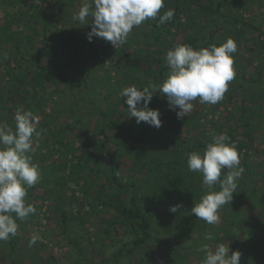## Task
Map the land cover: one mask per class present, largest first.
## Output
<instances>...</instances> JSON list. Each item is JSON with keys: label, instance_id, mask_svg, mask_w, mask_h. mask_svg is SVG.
Wrapping results in <instances>:
<instances>
[{"label": "rangeland", "instance_id": "1", "mask_svg": "<svg viewBox=\"0 0 264 264\" xmlns=\"http://www.w3.org/2000/svg\"><path fill=\"white\" fill-rule=\"evenodd\" d=\"M210 1L205 0L202 3L208 6ZM85 2L91 3V0H14V2L0 0V123L6 124L11 118L15 120L17 110H30L39 118L37 128L42 131V135L39 138V146L33 154V162L37 164H40L39 160H42L40 158H43V155L59 147L54 138L46 140L47 135L44 131L56 130L68 122L76 123V127L72 129L73 132L67 131L66 138L71 140L73 136H76L79 139L76 141L77 146L81 140L87 142L86 133L99 140H105L107 137L117 138L120 132L111 129L100 114L93 112V104L100 109L105 107L110 111L115 109L116 118L136 126L138 131L150 128L158 135H161L160 131L165 129L166 124H173V119L178 118L179 109H172L167 96L157 92L153 94V99L156 98L159 104L171 110L172 114L161 118L160 128L150 126L146 122L138 124L134 117L128 115L127 97L120 96L121 90L127 86L136 85L142 89L149 84L163 83L154 79L151 74L137 77L140 80L137 82L135 78L126 76L121 64L124 58L130 56L138 46L144 47L146 50L143 51L144 54L163 56L168 51L169 43L161 44L162 54L158 53L160 48L158 44H149V36L145 33L149 27L148 22L153 19L146 20L139 27H134L127 42L116 48L111 42L100 37H93L89 41L88 33L92 29L91 17L88 18L87 25H81L72 19L73 14L77 13ZM35 4L46 8L45 20L52 27L48 32L51 45L50 53L47 55H45L46 46L42 25L35 23L36 19L43 20L41 17L43 14L38 13L37 8L33 7ZM215 6L213 5L212 8L214 9ZM21 11L23 13L20 16L23 20L17 19ZM221 11L224 15L218 18L220 29L214 40H221L224 43L231 37L237 42L238 50L233 54L235 76H246L248 91H256L257 88L252 80L260 79V85H263L264 80V0H229L222 6ZM204 12L200 9V14L197 15L196 12L188 9L187 15L191 17L196 15L200 23L199 32L207 41L210 34L209 28L211 25L214 27L216 25ZM236 13H239L240 18L243 19L237 24L240 30L238 34L232 26L227 31L223 22L225 17ZM12 15L16 17L10 24L8 20ZM184 18L186 19V16ZM12 33L15 34L16 40L11 38ZM163 36L171 42L170 34H163ZM20 40L23 42L30 40L33 50L40 53L38 56L33 55L44 56L39 62L45 66L49 64V61H54L52 63L54 65L50 63L52 72L57 74L59 68L74 84L61 82L57 76H46L43 69L36 68L33 64L25 69L23 65L20 70L26 73L31 72V76L34 74L31 80L33 81L36 76L35 79L39 78L38 83L42 85L37 87V97H32L34 95L32 89L24 97L23 94L27 93L28 86L19 88L18 83L17 88L7 71L9 67L13 68L21 62L20 53L25 58L32 59L33 51L28 53L30 49L26 51L25 46H22L19 52L15 49L16 41ZM175 43L177 41L174 38L173 44ZM33 63H36V60ZM162 66L163 63L158 64L154 69L157 72L164 69L162 72L166 78L169 68L166 63V67L162 68ZM251 94V100H254L253 95L258 97L253 101L255 106L250 107L249 113L254 137V147L250 149L249 161L256 167L251 181L253 180L257 191L246 186L243 173L234 193L242 194L244 190H247L246 201L240 206L237 215L242 225L230 226L228 223L230 219L225 218V209L219 210L220 220L216 225H209L197 219L194 214L182 218L178 223L158 220L155 235L157 234L160 239L167 242L151 239L149 245L128 246L122 251V264H130V260L143 258H146L149 264H201L204 253L198 252L197 249L204 243L213 248L218 243H226L230 247L229 254L231 251H241V264H264V203H261L258 197V195L264 196V97L262 90L256 93L251 92ZM240 99L241 88L238 87L237 80L229 82L223 100L215 105L200 103L197 98L193 101L194 107L191 114L183 119L185 121L183 132L200 136L201 129L210 130L213 127L219 135L230 128L238 133V137L245 138V127L240 119ZM29 101L30 108L26 109V102ZM259 106L262 114H259ZM231 112L236 117L233 118ZM79 117L81 119L76 121ZM215 119H221L222 127L214 122ZM7 125L12 127L11 123ZM238 130L240 131L237 132ZM102 131L106 135L103 136L100 133ZM98 149L94 150L96 157L90 161L93 166L97 165L103 156ZM114 151L113 145H109L104 157L111 156ZM44 161L47 170L52 167V164L58 165L60 168L55 171L57 177L66 176L67 183L63 184V181L54 180L49 171L40 169L42 180L34 186L35 188L33 187L32 195L28 199L25 198L26 203L33 204L37 212L24 221H17L19 242L14 264H99L105 256L111 258L109 264H119L113 256V251L120 248L128 237L125 236L124 241L117 240L123 236H117L104 219L110 218V214L104 212L97 214L91 210L85 193L77 183L80 179L75 174H71L73 168L77 169L78 161L73 162V156L70 153L63 156L59 152L53 153ZM129 164L130 162L126 161L124 167H128ZM86 172L81 176L89 178ZM100 179L102 182L106 180L104 177ZM80 182L83 184L84 180L81 179ZM107 190L112 191L110 187ZM110 212H114L113 209ZM247 222H251L250 225H247ZM222 225H226V228L218 231ZM104 228L110 230L104 243L112 244L105 249L98 241ZM206 233H212L215 236L212 240L205 242ZM33 234H38L41 239L29 247L28 242ZM194 244L197 246L193 247ZM79 247L82 249L80 255ZM175 249H177L176 252ZM8 254V247L0 243V264H10L11 256Z\"/></svg>", "mask_w": 264, "mask_h": 264}, {"label": "trees", "instance_id": "2", "mask_svg": "<svg viewBox=\"0 0 264 264\" xmlns=\"http://www.w3.org/2000/svg\"><path fill=\"white\" fill-rule=\"evenodd\" d=\"M12 1L14 2V0ZM202 1L205 0H173L172 2L165 0L164 7L160 10L157 18L148 22L149 27L145 35L149 36V44H158L160 47L163 43H169L168 50L180 44H188L196 49L208 47L211 44H222L221 40L215 41L214 38L220 29L218 28V18L219 16L224 15L221 8L229 0H211L208 6H205ZM213 5H216L214 9L212 8ZM33 7L37 8L38 13L41 15L43 14V16H41L43 20L38 21L36 19L35 23H40L42 25L41 27L43 29L45 41L44 44L46 46L45 55H47L50 53L49 46L51 45L48 32L52 27L45 20L46 8L37 4ZM169 9L174 10V17L164 24H159V16L163 15ZM188 9L196 12L197 15L200 14V9L204 10V14L210 18L211 22L215 23L216 27L211 25L209 28L210 34L207 41L205 40V36L199 32L200 23L198 22V18L196 15L195 17L188 16ZM22 13V11L19 12L17 19L23 20V17L20 16ZM239 13H236L233 16L229 15L223 19L225 24L224 27L227 31H229L230 26H232L236 29L237 34L240 33L237 24L242 22L243 19L240 18L241 15ZM213 15H215V17H213ZM184 16H186V19ZM15 17L16 16L12 15L9 18L8 21H10V24H12ZM220 27H222V25ZM258 30L260 29L258 28ZM163 34H170L171 42H169ZM14 35L15 34L12 33L11 38L13 37L12 39L16 40V36ZM174 38L177 41L175 44H173ZM30 45V40L25 42L22 40L16 41L15 49L19 52L21 47L25 46L26 51L30 49L28 53L33 51L31 56L32 59H27L20 53L21 62L16 64L13 68L9 67L7 70L11 79L15 81L17 88L18 83L19 88L21 86H28L27 93L23 94L24 97L30 93L31 89L34 91L32 97H37V87L38 85L42 87V85L38 83L39 78L35 79L36 76L33 81L31 80L34 74L31 76V72L26 73L20 70L23 65H25V69L30 68L29 66L33 64L36 68L43 69L46 76H57L61 82L63 81L68 84H74L59 68L57 74L52 72L51 64L54 63V61L50 62L48 60L49 64L43 66L39 60L43 59L44 56L35 57L33 54L38 56L40 53L35 52ZM144 50V47L140 48L138 46L130 56L124 58V61L121 64L126 76H131L132 78H135V81L140 82L138 79L139 77L151 74L154 79L163 82L165 80V74L162 72L164 69L157 72L154 68L162 63V68L166 67L164 58L167 52L163 54V56H157L156 54L151 53L144 54ZM158 53H163L161 47L159 48ZM33 59L36 60V63H33L35 61ZM234 80H237L238 87L241 88L240 119L245 127V138L238 137V133L233 132L230 128L225 130L224 133L230 138L228 141L229 143L235 142L237 144L240 154V165L244 169L243 173L245 175L246 186L251 187V189L256 192L257 189L252 182L253 180L251 181L252 173L256 171V167H254L249 161L250 149L251 147H254L253 128L249 113L250 107L255 106V102L253 101L258 98L253 95L255 98L252 96L254 100H251V92L256 93L257 91L262 90L264 97V80L262 81L263 85H260V79L252 80L257 89L256 91L250 92L246 86V76L236 75L232 81ZM232 97L233 96H231V98ZM29 103L30 101L26 102V109L30 108ZM258 103L261 104L260 102ZM92 107L93 112L100 114L103 119L107 121L108 126L111 129L120 132V134L117 135V138L113 139L107 137L105 140H99V138L90 137L89 133H86L87 142L81 140V143L77 146L76 141H79V139L76 138V136H73L74 138L71 140H67L66 138L68 135L67 131L70 130L69 132H73L72 129L76 127V123L72 124L68 122V124L61 126L56 130L44 131L47 135L46 140L54 138V141L57 145L59 144V147L56 148L55 151L43 155V158H40L42 160H39L41 162L40 164L38 163V165L41 170L49 171L54 180H60L61 182L63 181V184H66V176H59V178L55 172L60 167L52 164V167L47 170L44 161L45 158H48V156L50 157L55 152H59L63 156L70 153L73 156V162L78 161V164H76L77 169L73 168L71 174H75L80 180H84L83 184H81L80 180H77V183L80 185V189L85 193L91 210L95 211L97 214L103 212L110 214V218L104 219L117 236H123V238H118L117 240L124 241V237H128L120 248L113 251L115 260H118V263L122 264V251L128 246L137 247L144 244L149 245L151 239L167 242L166 240L160 239L157 234L155 235V232H157L156 223L158 220L178 223L182 218L193 214L191 213L192 207L195 203L200 202L201 197L207 193L208 189L202 183V174L192 172L188 169L186 153L192 151H200L202 153L207 143L211 142L212 135H217V132L212 127L210 130H206V128L201 129L200 136L190 135L189 132H183V127L185 125L184 118H177L173 119V124H166L165 129L162 130V132L160 131L161 135H158L155 131L150 130V128L138 131L136 126L116 118L114 116L116 113L115 109L112 111L106 107L100 109L96 104H93ZM149 107L159 109L160 118H166L172 114V111L159 104L156 98L152 99ZM260 108L261 107L259 106L258 111L259 114H262ZM228 113L230 114V112ZM231 116L233 118L236 117L233 112H231ZM78 119L81 118H77L76 121H78ZM14 121L15 120H12L11 118L6 124L11 123L12 128L15 129ZM214 122L222 127L221 119H215ZM238 128L239 127H237V129ZM239 131L240 130L237 132ZM100 133L103 136L106 135L103 131ZM109 145H113L115 151L111 156L104 157ZM96 148H99L98 150L102 152L103 156L100 159L98 158L99 162L97 165L93 166L90 161L96 157V153L94 152ZM126 161L130 162L128 167H124ZM73 167L75 166L73 165ZM226 171L227 170H222V175L223 172ZM84 172H86L85 174H89V178L87 176H84L85 178L81 176ZM103 177L106 179L105 182H102L100 179ZM33 187L28 189L26 199L32 195ZM109 187L112 191L107 190ZM213 190L219 191V184H217ZM246 193L247 190H244L242 194H233L232 201L229 204L224 205L221 209H225V218L227 217V219H230V222H228L230 226L232 224L242 225V222H240L237 215L239 214L240 206L246 201ZM258 197L259 201L264 203V196L258 195ZM172 206L178 207L177 212L170 211ZM111 209H113L114 212L111 213ZM250 223L251 222H247V225H250ZM225 228L226 225H222L218 228V231L219 229L224 230ZM108 234H110V230L104 228L102 234L98 237V241L101 242L104 249L112 245L104 243V239ZM214 236L215 234H213V237ZM206 241L208 240H205V242ZM18 242V235L7 241H0V243L5 244L9 249L8 255L11 256L10 264H14ZM76 244L79 246L78 242ZM170 244L173 245L172 243ZM196 246L197 245L194 244L193 247ZM176 251L177 249H175V252ZM81 252L82 249L79 247L78 254L80 255ZM3 256H5V254H3ZM110 260L111 258L105 256L99 264H109ZM129 263L149 264V262L146 261V258L135 261L130 260Z\"/></svg>", "mask_w": 264, "mask_h": 264}, {"label": "clouds", "instance_id": "3", "mask_svg": "<svg viewBox=\"0 0 264 264\" xmlns=\"http://www.w3.org/2000/svg\"><path fill=\"white\" fill-rule=\"evenodd\" d=\"M165 0H91L85 2L72 19L81 25L89 24L92 29L88 39L100 37L117 48L123 45L134 27L157 18ZM174 17L169 9L159 16L158 23L164 24ZM237 42L229 37L220 45L211 44L199 49L180 44L167 51L165 63L169 68L162 84H149L142 89L136 85L124 87L120 96L127 97L128 115L136 122H146L160 128L162 120L159 109L149 107L154 93L166 95L172 109L178 108L177 117L183 119L193 110V101L199 98L203 104L215 105L223 100L229 82L235 78L234 56ZM138 105H140L138 107ZM15 129L0 123V241L18 235L17 220L24 221L37 212L36 207L26 203L28 189L42 180L39 165L33 162V154L39 146L42 131L38 130L39 118L30 110H17ZM226 133L212 135L203 152L186 153L187 166L192 172L202 174V183L208 189L199 203L191 209L197 219L209 225L220 220L219 210L233 199L237 183L244 169L240 167V154L235 142L229 143ZM222 170H227L223 172ZM219 184V191L213 190ZM172 206L170 211L177 212ZM205 240L213 234L206 233ZM41 238L33 234L28 242L32 247ZM204 253L201 264H241L242 253L231 251L226 243L213 248L204 243L197 249Z\"/></svg>", "mask_w": 264, "mask_h": 264}]
</instances>
